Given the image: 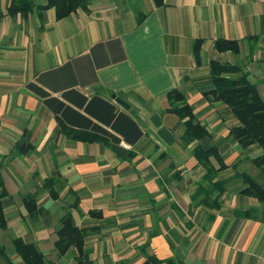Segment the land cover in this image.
<instances>
[{"label":"crops","instance_id":"obj_1","mask_svg":"<svg viewBox=\"0 0 264 264\" xmlns=\"http://www.w3.org/2000/svg\"><path fill=\"white\" fill-rule=\"evenodd\" d=\"M10 1L0 0V264H22L13 238L34 244L49 264H75L74 249L62 257L54 249L65 213L88 231L90 264H142L148 255L182 264H264V223L234 214L264 213L241 194L245 185L235 176L263 183L252 163L262 150L232 142L237 121L203 96L212 88L209 64L218 61L240 66L264 99V0H163L160 7L92 0L59 20L54 9L9 16ZM219 39L237 41L238 54L217 52ZM172 90L206 126L209 137L199 144L216 145L228 166L216 178L225 183L219 210L193 200L198 186H207L205 170L192 154L197 143L181 142L183 125L168 110ZM65 130L102 139L77 141ZM25 134L28 152L13 155ZM49 179L56 200L44 189ZM29 194L37 195L34 218L23 204Z\"/></svg>","mask_w":264,"mask_h":264},{"label":"trees","instance_id":"obj_2","mask_svg":"<svg viewBox=\"0 0 264 264\" xmlns=\"http://www.w3.org/2000/svg\"><path fill=\"white\" fill-rule=\"evenodd\" d=\"M92 0H45L42 4L35 6L32 0H11L7 8V15L15 16L20 14L26 17L34 8L37 10L54 9L56 19H62L78 9L86 10ZM156 7L163 5V0H153ZM1 19V18H0ZM142 18L139 16L138 20ZM201 41H197L193 46V52L199 61ZM214 49L219 52H230L238 54L239 46L235 40L219 39L214 43ZM211 89L203 94L209 103H220L225 106L232 117L237 121V125L230 128L228 138L235 142L239 148L246 149L251 145H257L262 150V155L252 160L253 165L264 176V99L257 90V86L249 81L247 75L242 72L238 65H230L218 61H211L209 64ZM29 88L35 93L42 95L39 90L30 85ZM169 112L175 115L182 123L184 132L181 142L184 145L197 143L192 151L198 165L205 170L203 182L206 185L198 186L193 200H198L211 211L219 210L221 207V197L225 192L224 182L216 180L218 174L228 168L218 147H203L200 141L209 137L206 126L202 125L194 115L193 108L187 103L185 96L178 90H172L167 94ZM66 131V130H65ZM70 138L92 143L99 138L97 135L73 133L66 131ZM27 141L25 134L23 140L19 142L13 155L27 153L29 147L24 151L22 147ZM211 159H214L218 167L214 168ZM235 165L232 167L234 168ZM235 176L240 178L245 185L241 194L252 197L264 205V181L258 183L255 179L244 172H236ZM215 180V181H214ZM53 179L44 183V189L49 192L53 200L58 198V193L53 190ZM216 193L213 197L212 194ZM6 197V191L0 180V229H6L5 216L3 213L2 200ZM37 195L29 194L23 199L24 208L29 218H34L39 212L37 209ZM97 212H92L91 215ZM234 214L240 218H250L264 223V213L258 214L253 211L236 210ZM97 215H100L99 213ZM56 241L54 249L57 257H62L69 250L76 252L75 264H90L88 256L84 252V241L88 231L76 226L70 213H65L59 220L58 228L55 231ZM12 245L15 253L21 258L22 264H49L42 252L31 243H26L21 238H13ZM0 255H5L3 246L0 245ZM142 264H182L175 259L159 260L154 255H148Z\"/></svg>","mask_w":264,"mask_h":264},{"label":"water","instance_id":"obj_3","mask_svg":"<svg viewBox=\"0 0 264 264\" xmlns=\"http://www.w3.org/2000/svg\"><path fill=\"white\" fill-rule=\"evenodd\" d=\"M113 99H114L115 102L118 103L120 106H122L123 108L128 109L129 106H128L123 100H121L120 98H116L115 96H113Z\"/></svg>","mask_w":264,"mask_h":264}]
</instances>
